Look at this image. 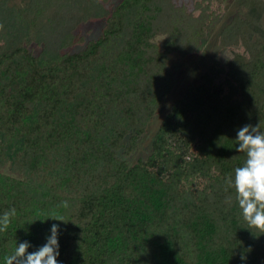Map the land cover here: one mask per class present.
I'll use <instances>...</instances> for the list:
<instances>
[{
	"label": "trees",
	"instance_id": "obj_1",
	"mask_svg": "<svg viewBox=\"0 0 264 264\" xmlns=\"http://www.w3.org/2000/svg\"><path fill=\"white\" fill-rule=\"evenodd\" d=\"M108 2L0 0V215L16 210L0 264L16 244L43 246L53 224L58 264H264V234L226 185L246 159L237 130L264 131V0L242 1L219 33L232 53L175 97L171 54L213 27L203 1L192 14L174 0ZM92 20L103 25L85 41L77 29ZM160 110L129 164L119 152Z\"/></svg>",
	"mask_w": 264,
	"mask_h": 264
},
{
	"label": "clouds",
	"instance_id": "obj_2",
	"mask_svg": "<svg viewBox=\"0 0 264 264\" xmlns=\"http://www.w3.org/2000/svg\"><path fill=\"white\" fill-rule=\"evenodd\" d=\"M234 141L235 151L244 153L246 159L226 178V185L234 189L235 199L249 228L264 234V131L258 124H246L237 130ZM60 206L67 208V201L61 202ZM15 215L14 208L0 215V233L8 230ZM49 218L64 222L62 218ZM58 232L59 226L53 224L46 243L32 252L28 251L31 247L28 241L16 244L13 252L5 256L4 264H58ZM244 259L246 257L241 255V260Z\"/></svg>",
	"mask_w": 264,
	"mask_h": 264
},
{
	"label": "rangeland",
	"instance_id": "obj_3",
	"mask_svg": "<svg viewBox=\"0 0 264 264\" xmlns=\"http://www.w3.org/2000/svg\"><path fill=\"white\" fill-rule=\"evenodd\" d=\"M120 0H109L105 5V9H111L116 3ZM178 7L185 5L186 12L192 14L195 9H193V4L197 0H174ZM201 7L205 8V15L210 16L214 21L212 30L205 35L200 44H196L192 49L186 51L183 56L180 54L172 53L170 59V66L177 73L178 83L175 88L174 94L175 97L177 94H180L184 88L191 84L195 83L198 80V77L207 70L211 62L214 59V54L227 56L232 50L229 49L223 51V48L219 46V33L222 27L230 21L234 13L239 10L243 0H202ZM196 12H199L196 11ZM200 16L198 13L195 16ZM216 18V19H214ZM210 19H207V21ZM202 22H206L204 19ZM103 21L92 20L88 21L86 24L81 25L77 32L79 35L83 36L85 41H88L91 37L98 36L99 29L102 27ZM206 25V24H205ZM204 25V26H205ZM163 40L164 35L155 37L152 42L160 51H163ZM80 45V46H79ZM74 45L71 50L78 51L83 48V44ZM230 55V54H229ZM164 110H160L156 113V118L148 123L145 134L143 135L141 141L139 142L138 147L129 153L128 155L122 154V151L119 152L120 156L127 161L129 164L135 161L138 157L145 156L149 151L150 142L152 139L153 132L155 130L157 122L163 117ZM6 171V170H5Z\"/></svg>",
	"mask_w": 264,
	"mask_h": 264
}]
</instances>
